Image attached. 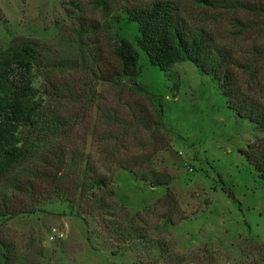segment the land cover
<instances>
[{
  "label": "rangeland",
  "instance_id": "1",
  "mask_svg": "<svg viewBox=\"0 0 264 264\" xmlns=\"http://www.w3.org/2000/svg\"><path fill=\"white\" fill-rule=\"evenodd\" d=\"M149 1L0 0V53L37 47L34 85L62 123L0 180L5 264H264V179L244 155L264 132L190 62L162 72L141 53L136 82L146 93L103 77L117 65V38L137 46L126 12ZM109 135L120 136L121 157L138 159L136 173L105 166L99 151L109 142L99 139ZM70 150L112 167L113 214L80 215L58 194L56 158ZM148 172L172 181L155 186ZM53 229L64 237L51 240Z\"/></svg>",
  "mask_w": 264,
  "mask_h": 264
},
{
  "label": "trees",
  "instance_id": "2",
  "mask_svg": "<svg viewBox=\"0 0 264 264\" xmlns=\"http://www.w3.org/2000/svg\"><path fill=\"white\" fill-rule=\"evenodd\" d=\"M194 3L205 12L199 16L190 14L174 0L140 2L129 9L127 20L138 27L137 46L128 39L117 38L113 49L117 65L103 77L117 87L129 80L131 89L146 93L136 82L142 72L141 53L162 72L190 62L213 79L240 118L264 132V0ZM222 21L227 22V29L215 28ZM239 41L245 43L242 50L237 48ZM40 55L37 47L28 42L11 45L0 53V180L41 149L45 138L62 126L60 118L45 108L34 85ZM99 140L109 142V148L99 151L105 166L136 173L134 168L139 161L135 157H121L119 135ZM244 155L264 179V141L250 146ZM56 159L58 169L53 184L65 202L77 207L80 215L113 214L112 167L102 169L88 155L80 157L73 150ZM141 176L155 186H168L172 181L170 177L160 179L155 172ZM8 250L0 237V263H7Z\"/></svg>",
  "mask_w": 264,
  "mask_h": 264
},
{
  "label": "built area",
  "instance_id": "3",
  "mask_svg": "<svg viewBox=\"0 0 264 264\" xmlns=\"http://www.w3.org/2000/svg\"><path fill=\"white\" fill-rule=\"evenodd\" d=\"M63 238L64 237V233L63 232H59L57 229H53V235L50 238L51 240H53L54 238Z\"/></svg>",
  "mask_w": 264,
  "mask_h": 264
}]
</instances>
